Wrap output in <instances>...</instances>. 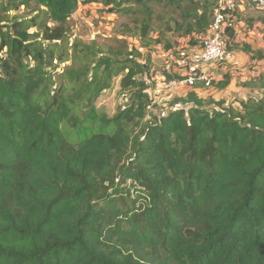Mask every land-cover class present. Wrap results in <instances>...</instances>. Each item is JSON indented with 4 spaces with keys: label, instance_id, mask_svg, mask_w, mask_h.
Listing matches in <instances>:
<instances>
[{
    "label": "trees",
    "instance_id": "16d2710c",
    "mask_svg": "<svg viewBox=\"0 0 264 264\" xmlns=\"http://www.w3.org/2000/svg\"><path fill=\"white\" fill-rule=\"evenodd\" d=\"M153 3L172 10L168 51L207 33L218 0H0V264H264V76L245 85L259 97L190 91L151 117L150 55L69 47L94 4L150 46ZM119 77L130 100L110 118L96 102Z\"/></svg>",
    "mask_w": 264,
    "mask_h": 264
},
{
    "label": "rangeland",
    "instance_id": "374dc122",
    "mask_svg": "<svg viewBox=\"0 0 264 264\" xmlns=\"http://www.w3.org/2000/svg\"><path fill=\"white\" fill-rule=\"evenodd\" d=\"M237 3L241 5V10L237 12L239 31L236 37L230 41L228 49L231 52L240 49L235 47V45H238L236 43L238 36H241L243 39L240 40L241 42L239 45L248 44L254 51L258 50V45L262 47V49L253 56L257 61L251 63L250 59L248 68L245 70L246 74L244 75L246 79L252 77L253 82H257L259 77L264 76V23L259 20L264 17V11L251 5L249 0H237ZM150 7L154 14L152 19L153 28L149 39L153 42H151V45L148 47L142 46L139 39L126 37L124 35L127 25L131 24V19L116 13H109L104 6L98 4L84 6V8L79 9L70 19L69 26L71 37L69 39V47L76 39L83 46H90L96 50H106L108 47H115L121 41L127 40L130 49H138L144 57H147V55L151 56L153 69L155 70L152 76V78H154L158 76V73H162V66L166 60L165 53L167 51V45H177L179 38L177 35H174L172 30L168 29L169 27H174V24H168L169 17H171L172 14L171 8H164L155 3L151 4ZM16 15L27 16L28 18L31 17L28 12L21 10L19 13H11L10 18ZM138 17L142 18V15ZM32 31L34 30L32 29L31 32ZM198 43L199 41H197L195 45ZM193 44L194 43H190L189 45L194 46ZM182 45L186 46L188 43L182 41ZM54 64L56 68L54 71L50 72L54 83L52 90L61 83L63 72L72 65V60L70 59L65 63L55 61ZM154 83L156 84L157 81L155 80ZM220 83L221 82H215L210 88L203 89L204 93H202L200 97H204V99L207 100L220 99L218 94ZM189 90L190 88L188 87L180 89L170 98L167 96L158 99L152 97L154 102L148 110L149 116L159 117L167 114L172 108L181 106V104L175 103L174 100L176 97H185L187 93L190 92ZM254 91L256 92L254 93ZM254 91L251 94L256 97H259L262 92L260 89H254ZM129 100V93L121 89V77H119L114 81L112 88L105 91L97 100L96 107L99 111L105 112L112 118L128 105ZM235 106L237 107L238 105ZM210 107L208 106V108ZM151 117H148V119Z\"/></svg>",
    "mask_w": 264,
    "mask_h": 264
},
{
    "label": "built area",
    "instance_id": "2783aa9c",
    "mask_svg": "<svg viewBox=\"0 0 264 264\" xmlns=\"http://www.w3.org/2000/svg\"><path fill=\"white\" fill-rule=\"evenodd\" d=\"M249 3L264 11V0H249ZM239 10L241 5L237 3V0H218L214 9L213 23L206 34L198 37L197 45L190 46L188 43L186 46L180 45L166 51L162 73L152 78L155 73L153 69L143 77L147 86L146 92L151 99L165 96L170 98L180 89L192 88L197 84L210 88L217 82L218 78L213 69L231 57V51L228 49L229 32L237 34L239 31L237 19ZM169 75L172 78H169Z\"/></svg>",
    "mask_w": 264,
    "mask_h": 264
},
{
    "label": "crops",
    "instance_id": "0c3cea01",
    "mask_svg": "<svg viewBox=\"0 0 264 264\" xmlns=\"http://www.w3.org/2000/svg\"><path fill=\"white\" fill-rule=\"evenodd\" d=\"M86 7V6H85ZM84 8L83 5L79 7V9ZM236 37V36H235ZM242 39L241 36L237 37V44H240V40ZM243 40V39H242ZM182 41H186L185 39H181ZM262 47L258 45V50L260 51ZM231 53V57L229 60L224 61L223 63L219 64L218 67H215L213 69L214 73L217 75V82H223L224 77L228 74L231 77V82L230 84L224 88L219 90V98L220 99H215L216 101L224 99L225 101H231L234 99H246L248 96L252 95L254 89L251 87L245 86L247 81H252V77H248L247 79L244 77L246 74V69L248 68L249 61L251 59V63H255L257 59H254L253 53L243 51L242 49L234 50ZM247 80V81H246ZM202 87H188L190 88L189 91H195L198 93L199 96L202 95L204 86L201 85ZM257 91V90H256ZM254 91V93L256 92ZM204 98V97H202ZM238 105V104H236Z\"/></svg>",
    "mask_w": 264,
    "mask_h": 264
}]
</instances>
